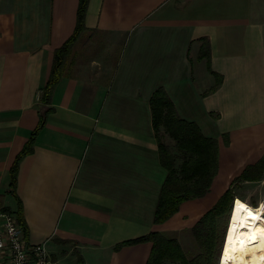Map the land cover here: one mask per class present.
<instances>
[{
	"label": "crops",
	"instance_id": "crops-1",
	"mask_svg": "<svg viewBox=\"0 0 264 264\" xmlns=\"http://www.w3.org/2000/svg\"><path fill=\"white\" fill-rule=\"evenodd\" d=\"M80 1L0 0V227L2 211H21L27 240L48 239L57 264H71V255L79 264L80 254L86 264H149L152 242L117 244L154 230L183 244L233 180L264 158V0H90L86 28L44 104ZM203 38L219 75L199 56ZM160 87L182 118L220 142L211 190L161 224L168 169L151 105ZM48 108L13 189L11 168Z\"/></svg>",
	"mask_w": 264,
	"mask_h": 264
},
{
	"label": "trees",
	"instance_id": "trees-1",
	"mask_svg": "<svg viewBox=\"0 0 264 264\" xmlns=\"http://www.w3.org/2000/svg\"><path fill=\"white\" fill-rule=\"evenodd\" d=\"M90 0H81L78 11V23L74 34L55 52L51 75L42 88V101L50 104L55 87L63 77L65 63L77 39L86 28V15ZM200 58H206L208 68L215 74L210 64L209 39L203 38ZM153 122L159 141L161 160L168 169V177L163 185L155 214L156 223H164L173 217L181 205L191 199L204 197L210 190L220 169V142L207 136L195 121L182 118L176 105L164 87L158 88L152 98ZM52 108L41 114L39 124L17 155L11 168L13 189H16L22 160L34 152L37 137L46 126ZM162 127L175 139L177 150L174 152L162 136ZM228 142V140H227ZM182 160L181 163L178 161ZM264 175V158L257 164L248 166L237 176L231 186L222 194L216 204L208 210L190 229L198 245V251L190 254L176 235H168L154 230L137 238L117 244L116 249L124 245L152 242L153 248L148 259L149 264H220L225 235L230 221L236 187L242 181L260 180ZM12 211L10 209H6ZM19 221L28 234V226L23 213L19 211ZM79 264H86L83 255L78 256Z\"/></svg>",
	"mask_w": 264,
	"mask_h": 264
},
{
	"label": "bare ground",
	"instance_id": "bare-ground-1",
	"mask_svg": "<svg viewBox=\"0 0 264 264\" xmlns=\"http://www.w3.org/2000/svg\"><path fill=\"white\" fill-rule=\"evenodd\" d=\"M220 264H264V200L256 206L236 196Z\"/></svg>",
	"mask_w": 264,
	"mask_h": 264
},
{
	"label": "built area",
	"instance_id": "built-area-1",
	"mask_svg": "<svg viewBox=\"0 0 264 264\" xmlns=\"http://www.w3.org/2000/svg\"><path fill=\"white\" fill-rule=\"evenodd\" d=\"M0 227V264H57L49 240L31 243L14 211H2Z\"/></svg>",
	"mask_w": 264,
	"mask_h": 264
},
{
	"label": "rangeland",
	"instance_id": "rangeland-1",
	"mask_svg": "<svg viewBox=\"0 0 264 264\" xmlns=\"http://www.w3.org/2000/svg\"><path fill=\"white\" fill-rule=\"evenodd\" d=\"M241 194L245 199H248L249 202L259 205L257 201H259V199L260 200L264 199V179L258 183L256 182V183H245L241 185L239 184V186L236 187V195H241ZM182 237H183V244L186 250L188 251V253L190 254L196 253L198 251V245L191 231L190 230L185 231V234H183ZM70 257L72 260L71 264H75L76 263L75 256L71 255ZM64 261L66 260L64 259Z\"/></svg>",
	"mask_w": 264,
	"mask_h": 264
},
{
	"label": "snow or ice",
	"instance_id": "snow-or-ice-1",
	"mask_svg": "<svg viewBox=\"0 0 264 264\" xmlns=\"http://www.w3.org/2000/svg\"><path fill=\"white\" fill-rule=\"evenodd\" d=\"M250 215H251V213H250Z\"/></svg>",
	"mask_w": 264,
	"mask_h": 264
},
{
	"label": "water",
	"instance_id": "water-1",
	"mask_svg": "<svg viewBox=\"0 0 264 264\" xmlns=\"http://www.w3.org/2000/svg\"><path fill=\"white\" fill-rule=\"evenodd\" d=\"M234 205V204H233ZM233 210V209H232Z\"/></svg>",
	"mask_w": 264,
	"mask_h": 264
}]
</instances>
